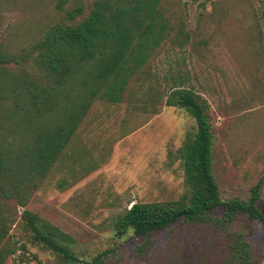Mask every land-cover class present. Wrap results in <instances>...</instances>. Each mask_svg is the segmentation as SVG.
<instances>
[{
  "label": "rangeland",
  "instance_id": "obj_1",
  "mask_svg": "<svg viewBox=\"0 0 264 264\" xmlns=\"http://www.w3.org/2000/svg\"><path fill=\"white\" fill-rule=\"evenodd\" d=\"M97 1L0 0V48L29 49L53 25L68 23L67 11L82 4L81 21ZM157 1L167 38L121 101L92 105L26 208L4 204L17 220L13 240L27 249L7 264H62L31 241L25 210L73 238L65 244L82 261L111 250L106 264H229L225 237L208 225L153 233L146 259L135 254L141 239L115 227L133 204L188 202L177 152L197 126L186 110L167 105L174 89L194 92L207 108L222 200L247 201L261 183L264 213V0ZM254 228L249 240L264 264V229Z\"/></svg>",
  "mask_w": 264,
  "mask_h": 264
},
{
  "label": "trees",
  "instance_id": "obj_2",
  "mask_svg": "<svg viewBox=\"0 0 264 264\" xmlns=\"http://www.w3.org/2000/svg\"><path fill=\"white\" fill-rule=\"evenodd\" d=\"M83 15L79 4L67 11L68 23L53 25L29 49L13 54L0 48V264L19 251L27 253L11 236L17 220L4 204L27 207L92 105L118 104L167 38V21L157 0H98L78 21ZM167 105L186 110L197 126L177 152L190 188L188 202L133 204L115 227L141 239L135 254L146 259L153 233L177 225H208L225 237L229 264H259L249 238L256 222L264 229L262 184L252 187L247 201L222 200L213 174L214 141L206 106L188 89H174ZM217 210L220 216H214ZM21 219L31 241L62 264H106L112 253L82 261L65 244L74 239L59 228L29 210Z\"/></svg>",
  "mask_w": 264,
  "mask_h": 264
}]
</instances>
